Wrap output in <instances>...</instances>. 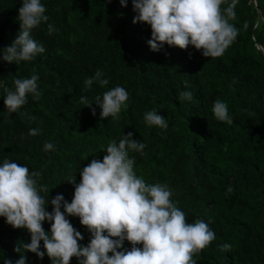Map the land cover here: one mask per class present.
<instances>
[{
  "label": "trees",
  "instance_id": "trees-1",
  "mask_svg": "<svg viewBox=\"0 0 264 264\" xmlns=\"http://www.w3.org/2000/svg\"><path fill=\"white\" fill-rule=\"evenodd\" d=\"M42 3L49 19L31 34L45 51L19 64L0 58V161L15 160L38 172V183L49 190L41 192L46 200L60 193L70 202L74 184L69 180L76 176L78 183L82 167L93 158L102 160L110 142L132 132L145 144L142 152L129 153L136 174L146 183L167 184L186 221L203 219L215 233L193 254L196 264H264V0H236L235 15L228 19L237 35L217 57H204L191 45L181 49L165 43L152 51L150 26L133 23L132 0L126 6L119 0ZM230 3L224 0L221 10ZM21 4L0 0V49L18 34ZM49 23L55 29L51 33ZM97 70L109 83L94 81L82 91L85 79ZM33 74L40 97L29 94L26 104L9 114L4 88ZM116 85L129 93L118 119L101 118L99 106L80 102L81 95L94 102ZM181 91H191V100L181 98ZM216 99L227 104L231 124L214 117ZM152 109L165 116L166 129L146 125L144 113ZM30 128L39 132L30 135ZM46 142L54 148L44 150ZM67 218L84 237L78 243L87 245L91 234L86 226L78 217ZM43 227L49 230L50 223ZM22 242L30 243L27 230L0 217V258L18 259L14 249ZM225 243L230 249H222ZM123 246L131 243L125 240ZM25 255L26 264H51L47 255ZM69 264H78L77 258Z\"/></svg>",
  "mask_w": 264,
  "mask_h": 264
},
{
  "label": "clouds",
  "instance_id": "clouds-1",
  "mask_svg": "<svg viewBox=\"0 0 264 264\" xmlns=\"http://www.w3.org/2000/svg\"><path fill=\"white\" fill-rule=\"evenodd\" d=\"M224 0H132L136 13L133 23L145 22L151 28L147 40L152 51H159L166 43L181 49L189 45L201 50L204 57L223 54L237 35L229 17L235 15L236 0L223 11ZM121 6L127 0H119ZM42 0H22L18 9L19 31L12 43L0 49V58L19 64L31 61L45 51L37 43L32 30L49 17ZM226 14V15H225ZM49 23L48 31H54ZM38 76L15 78L14 87L4 88V105L11 114L18 112L26 104L28 95L38 99L41 95L37 85ZM3 79H0L2 84ZM96 81L100 86L109 83L102 71L84 81L87 90ZM180 97L191 100V91H181ZM129 93L125 87L116 85L90 101L87 95L79 97L84 106L95 103L100 117L119 118L122 108L127 107ZM212 113L219 121L231 124L227 104L216 99ZM95 115V109H92ZM35 119V117H31ZM146 125L168 127L165 116L156 109L144 113ZM39 128H30L29 134L36 135ZM44 150L54 148L51 142L43 145ZM143 141L133 138L128 132L116 142H110L103 159L93 158L69 180L74 184V193L69 202L63 194H56L50 200L41 192L49 190L39 184L38 172L29 171L25 164L4 158L0 161V217L13 228H22L30 234V243L22 242L14 251L20 253L18 259H3V264H26V251L38 258L47 255L51 264H69L75 256L78 264H196L193 254L215 239L214 231L203 219L186 221V214L171 199L172 189L167 184L146 183L134 171L135 157L131 152H142ZM48 195V194H47ZM51 211L47 210L48 204ZM63 209V211L61 210ZM68 216L79 218L90 235L87 245L78 243L84 237L73 227ZM50 223L45 230L43 223ZM125 240L131 243L124 247ZM41 241L43 250H41ZM141 245V246H137ZM228 250L231 245L223 244Z\"/></svg>",
  "mask_w": 264,
  "mask_h": 264
},
{
  "label": "water",
  "instance_id": "water-1",
  "mask_svg": "<svg viewBox=\"0 0 264 264\" xmlns=\"http://www.w3.org/2000/svg\"><path fill=\"white\" fill-rule=\"evenodd\" d=\"M259 18H260V12L258 11V13H257V21L259 20ZM258 48L260 50H262L261 46H259V45H258ZM263 54H264V52H263ZM0 75H1V69H0Z\"/></svg>",
  "mask_w": 264,
  "mask_h": 264
},
{
  "label": "rangeland",
  "instance_id": "rangeland-1",
  "mask_svg": "<svg viewBox=\"0 0 264 264\" xmlns=\"http://www.w3.org/2000/svg\"><path fill=\"white\" fill-rule=\"evenodd\" d=\"M2 87L0 86V91H1Z\"/></svg>",
  "mask_w": 264,
  "mask_h": 264
}]
</instances>
